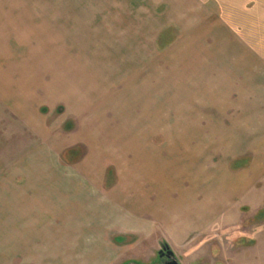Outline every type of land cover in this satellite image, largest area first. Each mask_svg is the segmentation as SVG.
<instances>
[{"label":"rangeland","instance_id":"rangeland-1","mask_svg":"<svg viewBox=\"0 0 264 264\" xmlns=\"http://www.w3.org/2000/svg\"><path fill=\"white\" fill-rule=\"evenodd\" d=\"M85 5L0 0V264H133L130 258L137 255L125 246L136 243L134 236L112 233L106 248H88L92 230L85 222V200L110 191L117 198L120 183L134 186L127 179L135 171L157 177L162 163L175 161L172 156L184 157L178 164L204 161L196 168L201 178L220 179L221 172L223 183L239 192L232 194L237 201L232 199L231 207L182 247L161 237L160 229L158 245L144 249L152 255L149 264L156 263L164 243L180 264H264V4H207L196 15L185 11L178 17L161 4L152 10L158 22L166 17L169 24L159 30L157 46L135 54L140 42L129 41L124 57L108 56L113 48L106 46L101 24L78 31L75 22ZM124 58L130 66L135 61L132 67L113 73ZM109 66L112 73H104ZM41 85L57 88L58 104L38 111L64 141L72 139L58 154L55 171L46 170L47 186L57 188L46 193L28 191L29 170L39 169L24 167L17 158L34 140L17 120L29 105H13L7 95L21 99L28 88ZM120 86L125 97L114 98L118 93H111ZM74 90L80 100L71 96ZM156 97L159 103L153 102ZM14 143L19 151L13 153ZM141 152L154 168L139 169ZM187 155L194 157L188 161ZM126 156L137 163L131 167ZM93 164L100 169L94 172ZM254 164L259 166L251 175L247 170ZM84 173L93 178L90 183ZM174 176L172 186L187 187L188 181ZM249 178L254 185L248 188ZM59 209L70 216H60ZM65 226L81 229L73 233ZM97 251L104 253L99 260L92 257Z\"/></svg>","mask_w":264,"mask_h":264},{"label":"crops","instance_id":"crops-1","mask_svg":"<svg viewBox=\"0 0 264 264\" xmlns=\"http://www.w3.org/2000/svg\"><path fill=\"white\" fill-rule=\"evenodd\" d=\"M53 1L55 0H49L50 3ZM56 2L58 3V6L61 4L89 5L84 6V16L77 19L75 22L78 31L83 30L84 26L85 30H89L88 26L101 24L103 29V40L107 41L105 44L106 46H112L113 48L108 53V56L110 57H124L125 53L123 48L128 45L130 46L129 41L140 42V44L136 42L138 44H136V46L139 47V50L136 51L135 54H137L139 51H142L145 46H157L160 32L159 30H162L166 25L169 24H167V21L169 20H167L166 17H164L165 20L163 22H158L159 18L156 17L158 14L153 11L155 7H158L161 4L170 5V7H168L167 13L170 16L176 14L177 17L181 14V12L184 14L185 11L188 13V15H193L201 9H205L207 4H231V8H238L239 4H264V0H56ZM133 4L139 5L134 7ZM140 4L152 5L145 6ZM145 14H150L151 16H147ZM58 18H61V16H58ZM173 18L176 17L174 16ZM150 19L151 21H149ZM122 29L124 32H122ZM146 29L147 32H144ZM116 40L120 42L113 43ZM126 51H128V49ZM144 51L145 50H143V52ZM132 53L133 52L130 53L131 56ZM150 55L152 56V54ZM153 56L157 57L158 54H153ZM133 62L135 61L133 60ZM116 64L117 66L113 70V73L117 72L120 74L127 71L126 66L128 62L125 58L124 64L123 60H120L119 64ZM132 64L131 66L128 64L130 68L132 67ZM109 68L111 67H106L103 72L112 73V70H109ZM119 85L120 84L117 86ZM149 85H151V88L154 90L152 83H149ZM32 88H28V92L26 94L25 92L22 93L23 96L21 99L16 97L17 95H13L12 97L9 96V92H7V95L8 100L10 98L12 99L10 101H12L13 105H16L15 103H17L19 106H24L25 104L29 105V108L26 111L23 108L22 111L19 112L21 117H19L17 120L18 122H20V120L23 122L25 131L24 134L29 133V136L31 138L34 137V140L26 152H23L25 155H19L20 157L18 156L17 158H19L18 160L21 158V161L19 162L22 163V166L28 169H39L37 173H31V170H29L28 177H33V179L30 178V180L27 182L28 191L30 192L32 189H34L35 191L37 190V192L40 191L41 193H46L48 190L50 192V190L57 189L54 186L53 188L50 187L49 189V186H47L48 182L45 175L46 170L55 171L54 167H58V154H60V152H62L66 146L72 145L66 144V142L72 139H67L64 141L65 137L62 136V134H58L57 130L51 129V127L49 128L47 126L48 116L41 115L40 111H38V108L43 105H48L52 109L53 107L57 106V88L54 85H41L34 86ZM142 89V87H138L137 89L139 94L136 97L140 98L139 103H142L141 99H143L144 96ZM74 92L71 93V96H75L74 99L78 97V100H80V96ZM117 93L118 95L114 96V98L125 97L124 93L121 91V86L117 88V91L115 89V91L111 94ZM108 94L105 97H108ZM70 99L72 100V98ZM153 102L159 103L157 97ZM17 109L20 110L19 107ZM50 111L52 110L50 109ZM16 135L17 134H13L11 137H8L12 138L11 140H13ZM19 136L20 135H18V137ZM63 143L64 146L62 145ZM18 145L20 147V142ZM59 145H61L60 148ZM17 147V143H14L12 146H10L13 153L17 150L19 151V148ZM142 153L143 152L140 154V159L137 160L139 169L146 170L149 166L150 168H154L152 167L153 161L150 162L146 160L147 156L142 155ZM172 157V159L175 161L184 158H179L178 156ZM193 157L194 155H187V157L185 156L186 160L188 161L193 159ZM137 158H139V156H136V159ZM126 159L131 167L137 163L132 161V157L126 156ZM143 159H145V161H143ZM175 161L168 163L164 162L161 164V166H163V171L160 173V175L162 176H154L155 172L153 171L152 174L148 173V171H135V177L133 179H131L132 177L127 179V181L133 180L134 186H131L124 181V183H120V193H118L119 195H117V198L116 194L114 195L112 194L113 191H110L109 193L104 194V196L101 198H96V200H85V222L87 228L90 227L92 230L90 235L87 237V243L89 244L88 248H106V244H109V238L112 233H118L125 237L134 236L136 238V243L125 246V248L128 250H134L132 253L137 255L130 258L133 259L132 263L143 264L144 262V264H149L152 260V255L150 252L148 253L144 249L148 245H158L160 232L161 237H165L167 241L174 240L177 244V247H182L195 234L200 235L204 232L203 228L208 224L209 219H211L213 216H216V214H221L224 207L228 208L232 206V199L236 200V198H233L232 194L239 192V190L237 188L235 192H232V189L230 190L229 188L230 186L228 187L227 184L225 185L223 183L221 172L218 173L220 179L211 178L210 180H206L201 178L200 171H197L200 169V167L206 165L204 161L199 160V162L193 161L192 163L189 162L184 164H178V162L174 163ZM172 164L174 165L172 166ZM259 165H252L251 168L247 170L248 173L255 175L256 172H253V170ZM169 168H172V171L167 173V171L164 169ZM90 169H93L94 171L95 169L99 170L100 168L98 166L95 167L93 164ZM175 169L182 170L175 171ZM203 169H206V167ZM43 171H45V173H43ZM261 172L263 174V170H261L260 173ZM171 173H173L172 176H170ZM84 174H86V177H84V182L90 183L91 180H89V178H93L88 176L87 173ZM174 174L177 175V178H180V180L188 181V184H185L187 187L176 188L175 185L172 186L171 179L175 177ZM60 179L64 180V177H61ZM247 179H245V187H253V179ZM60 183L64 182L61 180ZM51 185H53V183L50 184V186ZM212 185L214 187H212ZM86 186L87 190L91 191L92 193V187L89 185ZM191 187L192 190H190ZM26 190L27 189H25V191ZM131 191L133 193H130ZM174 195H176V197H174ZM61 196H63V194H61ZM59 206L60 208L65 207L68 210L73 209L72 207L69 208L68 205ZM58 212L60 216L64 217H68L71 214V211H69L67 215V212H64L60 209ZM58 212L55 213V216H58ZM93 215H95V217H93ZM160 224L163 225H161V228L159 227ZM64 229L68 230V232L74 233L79 232L78 230L81 229V227L75 226L74 229H70L68 226H65ZM168 246L171 248L177 258L175 251L170 245ZM104 252L106 253V250H104ZM103 254V251H97V255L96 253L91 255L94 259L97 257L96 259L99 260V256L102 255L103 257ZM145 258L149 261L141 262Z\"/></svg>","mask_w":264,"mask_h":264},{"label":"flooded vegetation","instance_id":"flooded-vegetation-1","mask_svg":"<svg viewBox=\"0 0 264 264\" xmlns=\"http://www.w3.org/2000/svg\"><path fill=\"white\" fill-rule=\"evenodd\" d=\"M164 245L166 246V249H164ZM167 244H162L161 249L158 251L156 263L155 264H176L175 258L170 254L171 248L167 247ZM180 263V262H179Z\"/></svg>","mask_w":264,"mask_h":264},{"label":"water","instance_id":"water-1","mask_svg":"<svg viewBox=\"0 0 264 264\" xmlns=\"http://www.w3.org/2000/svg\"><path fill=\"white\" fill-rule=\"evenodd\" d=\"M167 247L170 248L169 246H167ZM163 248L166 249V246L164 245ZM170 254L175 258V261L174 262L176 264H180L179 261L177 260L176 256H175L174 252L172 250H170Z\"/></svg>","mask_w":264,"mask_h":264}]
</instances>
